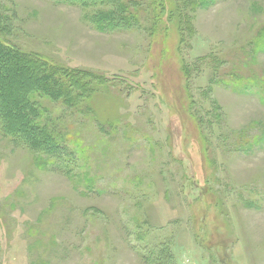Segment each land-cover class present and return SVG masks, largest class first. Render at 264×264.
I'll use <instances>...</instances> for the list:
<instances>
[{"label":"rangeland","instance_id":"rangeland-1","mask_svg":"<svg viewBox=\"0 0 264 264\" xmlns=\"http://www.w3.org/2000/svg\"><path fill=\"white\" fill-rule=\"evenodd\" d=\"M121 2L137 23L103 33L0 0L1 40L94 76L33 97L69 160L0 130V264H264V0Z\"/></svg>","mask_w":264,"mask_h":264},{"label":"trees","instance_id":"trees-1","mask_svg":"<svg viewBox=\"0 0 264 264\" xmlns=\"http://www.w3.org/2000/svg\"><path fill=\"white\" fill-rule=\"evenodd\" d=\"M54 1L86 9L88 21L103 33L131 30L137 23L136 17L128 11V6L118 3V0ZM214 1L202 0L201 5L207 8ZM104 7L110 8L103 10ZM260 42L264 45V38ZM86 77L94 76L60 67L42 56L18 50L0 39L1 132L32 151H41L50 159L69 160L70 150L65 145L66 139H62L56 123L52 128L42 123L41 110L33 97L41 94L74 107L79 99L90 97V83L86 84Z\"/></svg>","mask_w":264,"mask_h":264}]
</instances>
